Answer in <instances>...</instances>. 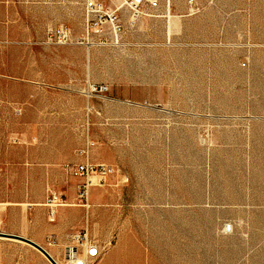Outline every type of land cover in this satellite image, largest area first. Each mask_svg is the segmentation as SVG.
Wrapping results in <instances>:
<instances>
[{
  "label": "rangeland",
  "instance_id": "rangeland-1",
  "mask_svg": "<svg viewBox=\"0 0 264 264\" xmlns=\"http://www.w3.org/2000/svg\"><path fill=\"white\" fill-rule=\"evenodd\" d=\"M83 1L0 0V240L52 264L25 239L57 192L94 264H264V0H157L123 9L117 42L47 43L82 32ZM87 137L115 171L85 199L69 168Z\"/></svg>",
  "mask_w": 264,
  "mask_h": 264
},
{
  "label": "built area",
  "instance_id": "built-area-1",
  "mask_svg": "<svg viewBox=\"0 0 264 264\" xmlns=\"http://www.w3.org/2000/svg\"><path fill=\"white\" fill-rule=\"evenodd\" d=\"M157 0H84L83 1V30L76 34L64 23H60L46 32V42L54 45L69 44H97L107 45L117 42L124 31L122 11L126 9L135 20L145 9ZM94 140L87 137L81 154L84 159L69 168L72 176L83 179L77 185L78 193L87 199L86 192L93 184L94 177L97 182L112 175L115 169L105 163H95L90 158V150ZM46 204L49 207L50 219L53 220L57 208L68 205L63 195L50 192ZM87 207L89 204H85ZM51 240L50 244H55ZM102 251L98 241L95 240L87 228L75 231L71 235L70 243L65 247L61 264H94ZM59 264V263H58Z\"/></svg>",
  "mask_w": 264,
  "mask_h": 264
},
{
  "label": "crops",
  "instance_id": "crops-1",
  "mask_svg": "<svg viewBox=\"0 0 264 264\" xmlns=\"http://www.w3.org/2000/svg\"><path fill=\"white\" fill-rule=\"evenodd\" d=\"M48 211V218L38 219L36 215L38 214V206L34 204L29 205V210L31 216L29 217L30 225L40 224L39 230L35 233V236H31L29 239L42 245L44 248L50 249V251L55 254L64 253L65 247L71 241V235L76 231L78 226H83V221L78 217L75 218L74 214L77 209L67 208V205L57 208V212L53 220L50 219L49 207L46 201L42 203ZM69 205V204H68ZM78 212V211H77ZM76 215V214H75ZM49 221H56V223H50ZM51 240H55V244H50ZM45 243V244H43ZM6 247H21L26 260L22 264H30L27 259L30 257L38 258L41 261V256L38 252L26 246H21L19 244H8L6 241L0 240V264H6L4 262L3 250ZM54 255V254H53ZM55 256V255H54ZM43 261V260H42Z\"/></svg>",
  "mask_w": 264,
  "mask_h": 264
},
{
  "label": "water",
  "instance_id": "water-1",
  "mask_svg": "<svg viewBox=\"0 0 264 264\" xmlns=\"http://www.w3.org/2000/svg\"><path fill=\"white\" fill-rule=\"evenodd\" d=\"M1 236H5V235H9L6 234L4 232H0ZM28 243H30L32 246H34L35 248H37L39 251H41L53 264H58V262L54 259V257L49 253V251L44 248L42 245L38 244L37 242L26 238L25 239Z\"/></svg>",
  "mask_w": 264,
  "mask_h": 264
},
{
  "label": "bare ground",
  "instance_id": "bare-ground-1",
  "mask_svg": "<svg viewBox=\"0 0 264 264\" xmlns=\"http://www.w3.org/2000/svg\"><path fill=\"white\" fill-rule=\"evenodd\" d=\"M171 33H169V35H167V42H171L170 39H171V36H170ZM49 253L54 257V259L59 263L61 264V261L52 254V252L48 249ZM53 264V263H52Z\"/></svg>",
  "mask_w": 264,
  "mask_h": 264
}]
</instances>
